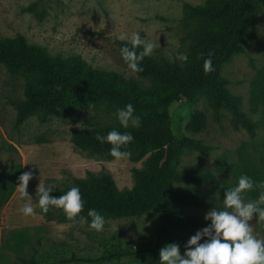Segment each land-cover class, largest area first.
<instances>
[{
	"label": "rangeland",
	"instance_id": "rangeland-1",
	"mask_svg": "<svg viewBox=\"0 0 264 264\" xmlns=\"http://www.w3.org/2000/svg\"><path fill=\"white\" fill-rule=\"evenodd\" d=\"M205 1L0 0V36L21 34L28 43L43 47L51 55H79L94 68L114 71L147 86L149 82L132 72L122 59L117 36L137 31L141 38L155 44L152 58L181 63L180 54L187 53V43L183 42L184 4L198 5ZM28 6L33 8L26 9ZM253 31L255 35L245 44L244 51L235 54L221 69L231 94L239 96L241 109L256 126L253 137L242 127L235 129L231 114L225 109L214 110L204 96L193 102L182 98L169 102L167 107L163 105L168 100L165 99L141 112L160 130L171 131L182 150L178 169L213 174L211 180L195 187L214 196L222 205L221 188L237 182L239 168L248 166L255 181H264V106L255 105L249 96L253 78L264 71V0H257ZM24 81L21 74L0 65V264H24V258L59 259L72 252L90 260L116 251L132 255L78 264H152L151 250L160 227L154 212L106 219L104 230L97 232L82 216L70 220L56 207H50L46 214L40 211L36 204L39 182L69 188L77 180L108 173L119 190H127L135 183L133 168H142L145 157L136 161L128 156L118 159L77 148L71 141L73 129L117 122L114 111L97 108L87 118L68 113L42 118L35 111L18 121L16 103L25 99ZM190 139L205 149H189L185 142ZM225 165L231 167L225 169ZM29 169L33 178L27 192L32 196L35 214L24 216L20 208L27 198H19L16 184L19 175ZM244 199L248 200L246 194ZM181 208L201 218L206 225L210 223L204 219L208 210ZM249 223L254 234L264 238V220L253 214ZM197 230L181 233L175 240L181 254L186 241ZM14 231L29 235L30 240L20 254L6 244L13 242Z\"/></svg>",
	"mask_w": 264,
	"mask_h": 264
},
{
	"label": "trees",
	"instance_id": "trees-1",
	"mask_svg": "<svg viewBox=\"0 0 264 264\" xmlns=\"http://www.w3.org/2000/svg\"><path fill=\"white\" fill-rule=\"evenodd\" d=\"M256 12L257 0H206L198 5L184 4L183 42L187 43L185 55L188 59L178 63L146 56L141 61L143 71L136 73L149 82L147 86L114 71L94 68L79 55H51L43 47L28 43L21 34L0 36V65L25 79L22 89L25 99L16 103L18 121L35 111L40 112L42 118L63 113L87 118L97 108L116 112L129 102L133 104L135 114L141 117L139 128L125 130L117 121L88 129H73L70 136L77 148L110 155L111 145L98 141L97 134L105 135L112 128L130 131L134 139L123 150L130 153L128 157L132 161L145 157L143 167L132 170L133 187L119 190L108 173L77 180L74 186H79L85 202L79 216L86 218L87 222L91 220L89 209H96L106 219L138 217L154 212L160 220V227L151 250L152 264H159V249L165 244L174 243L181 233H191L206 225L201 218L182 211L181 207L211 210L221 209L223 205L214 196L195 187L211 180L213 174L178 169L182 150L171 131L160 130L141 112L165 99L168 100L163 105L167 107L169 102L182 98L193 102L198 96H204L214 110L225 109L231 114L235 129L242 127L253 137L256 126L241 109L239 96L231 94L221 69L235 54L244 51L245 44L254 37ZM117 43L121 48L124 42L119 40ZM209 53L214 71L205 73L203 60ZM249 96L255 105L264 106V71L253 78ZM185 146L205 149L191 139L185 142ZM229 167L225 165V169ZM237 172L238 177L246 174L255 181L248 166ZM235 184L224 185L221 193L224 195L225 190ZM69 188L56 187V191L50 194L59 196ZM262 193L264 187L256 186L244 194L248 200L255 201ZM12 234L13 242L6 243L7 247L20 254L30 240L29 235L22 231ZM129 255L132 252L116 251L85 260L72 252L59 259L24 258L22 261L24 264H78L111 261Z\"/></svg>",
	"mask_w": 264,
	"mask_h": 264
},
{
	"label": "clouds",
	"instance_id": "clouds-1",
	"mask_svg": "<svg viewBox=\"0 0 264 264\" xmlns=\"http://www.w3.org/2000/svg\"><path fill=\"white\" fill-rule=\"evenodd\" d=\"M117 39L123 41L120 54L127 67L132 72H141V61L150 56L155 44L147 41L137 33L128 34L121 32ZM139 49V50H138ZM203 55V54H202ZM181 60L187 61V55L180 54ZM205 73L214 71L211 53L203 60ZM116 119L120 128L125 130L139 128L141 117L135 114L132 103L125 104L116 109ZM96 139L101 143L111 145L109 154L114 158H124L130 155L123 150L134 137L130 131H120L112 128L105 135L97 134ZM33 178L31 169L24 171L18 177L16 191L20 199L26 202L20 208L24 216L35 214L32 196L27 192L29 181ZM264 187V181H254L250 176L241 174L236 184L227 188L223 197V208L208 210L204 219L210 221L206 226L197 230L186 241L185 251L180 252V246L175 243L165 244L159 249V264H264V238L254 234L252 224L253 214L259 220H264V193L257 200H245L244 193L253 190L254 187ZM56 191L54 183L39 182L36 193V204L42 213H47L50 207L60 208L70 220L79 218L84 208V200L79 186H72L59 196L50 193ZM91 217L89 227L97 232L105 228L106 218L96 209H89ZM84 219L87 222L86 218ZM203 239V242H201Z\"/></svg>",
	"mask_w": 264,
	"mask_h": 264
}]
</instances>
